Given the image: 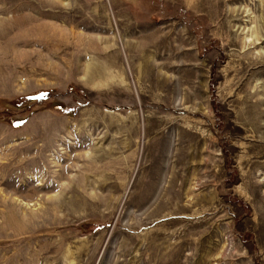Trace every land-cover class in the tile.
Returning <instances> with one entry per match:
<instances>
[{"label":"rangeland","instance_id":"obj_1","mask_svg":"<svg viewBox=\"0 0 264 264\" xmlns=\"http://www.w3.org/2000/svg\"><path fill=\"white\" fill-rule=\"evenodd\" d=\"M0 264H264V0H0Z\"/></svg>","mask_w":264,"mask_h":264},{"label":"bare ground","instance_id":"obj_2","mask_svg":"<svg viewBox=\"0 0 264 264\" xmlns=\"http://www.w3.org/2000/svg\"><path fill=\"white\" fill-rule=\"evenodd\" d=\"M97 67H98V66H97ZM86 70H87L86 72H87V74H88L87 76H88V78H89V77H90L89 74H93V72H92L93 70L90 69V66H89ZM97 72H98V74L96 73V76H98V77H102L101 70H97Z\"/></svg>","mask_w":264,"mask_h":264},{"label":"trees","instance_id":"obj_3","mask_svg":"<svg viewBox=\"0 0 264 264\" xmlns=\"http://www.w3.org/2000/svg\"><path fill=\"white\" fill-rule=\"evenodd\" d=\"M43 93V92H42ZM42 96V94H38V95H36V97H33V99H37V98H40Z\"/></svg>","mask_w":264,"mask_h":264},{"label":"crops","instance_id":"obj_4","mask_svg":"<svg viewBox=\"0 0 264 264\" xmlns=\"http://www.w3.org/2000/svg\"><path fill=\"white\" fill-rule=\"evenodd\" d=\"M101 65H102V62H101ZM107 78H108V77L106 76V77H103V78H101V79H103V80H104V79H107Z\"/></svg>","mask_w":264,"mask_h":264}]
</instances>
